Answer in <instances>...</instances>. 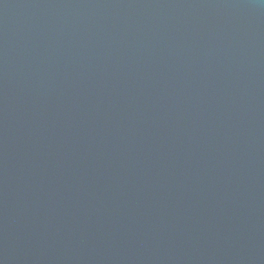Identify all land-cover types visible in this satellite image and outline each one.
Instances as JSON below:
<instances>
[{"label":"water","instance_id":"water-1","mask_svg":"<svg viewBox=\"0 0 264 264\" xmlns=\"http://www.w3.org/2000/svg\"><path fill=\"white\" fill-rule=\"evenodd\" d=\"M0 264H264V0H0Z\"/></svg>","mask_w":264,"mask_h":264}]
</instances>
